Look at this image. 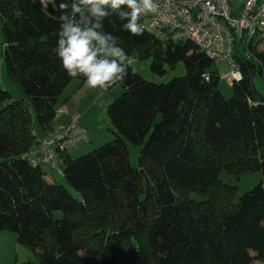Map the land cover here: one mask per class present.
Wrapping results in <instances>:
<instances>
[{
    "label": "trees",
    "instance_id": "16d2710c",
    "mask_svg": "<svg viewBox=\"0 0 264 264\" xmlns=\"http://www.w3.org/2000/svg\"><path fill=\"white\" fill-rule=\"evenodd\" d=\"M60 15L39 0H0L6 72L24 95L0 88V231L38 264H264V96L253 83L255 74L264 81V46L245 56L234 43L240 79L225 98L215 62L192 42L113 32L105 20L153 73L178 62L186 72L157 83L129 66L106 109L113 139L78 157L60 153L64 185L27 157L53 129L68 83L85 82L54 51ZM127 143L139 146L137 167ZM223 171L261 177L238 196Z\"/></svg>",
    "mask_w": 264,
    "mask_h": 264
},
{
    "label": "built area",
    "instance_id": "2783aa9c",
    "mask_svg": "<svg viewBox=\"0 0 264 264\" xmlns=\"http://www.w3.org/2000/svg\"><path fill=\"white\" fill-rule=\"evenodd\" d=\"M156 13L142 19L144 29L161 41L192 42L215 63L224 62L228 70L221 77L229 84L240 79L234 61V43L245 56L251 46H264V0H154ZM58 106L55 115H66ZM78 115L70 116L62 126L40 137L28 158L34 165H49L61 174L60 153L86 139L78 123Z\"/></svg>",
    "mask_w": 264,
    "mask_h": 264
},
{
    "label": "clouds",
    "instance_id": "9594fccd",
    "mask_svg": "<svg viewBox=\"0 0 264 264\" xmlns=\"http://www.w3.org/2000/svg\"><path fill=\"white\" fill-rule=\"evenodd\" d=\"M42 8L52 4L59 16L60 28L55 53L67 75L83 76L91 89L107 91L122 82L134 63L127 51L118 43L115 31H126L137 37L144 33L141 23L148 13H156L154 0H39ZM115 16L121 23L116 24ZM113 32L104 28V21ZM134 71V70H133Z\"/></svg>",
    "mask_w": 264,
    "mask_h": 264
},
{
    "label": "rangeland",
    "instance_id": "374dc122",
    "mask_svg": "<svg viewBox=\"0 0 264 264\" xmlns=\"http://www.w3.org/2000/svg\"><path fill=\"white\" fill-rule=\"evenodd\" d=\"M241 1L243 0H231L233 4H239ZM3 52L4 45L0 22V88L6 89L11 94L12 98L24 97L19 87L9 78L6 72ZM130 57L134 61L130 66L136 69L148 81L165 83L174 77L184 75L186 72L184 63L178 62L175 67L172 68L165 65L162 74H155L150 69V58L139 59L136 53L132 54ZM215 67L217 68L220 78L218 85L219 91L225 98H228L231 96V86L221 77L227 72L228 66L224 62H220L215 63ZM253 83L258 92L264 96V81H262L258 74L254 75ZM69 88L71 87H68L66 91H69ZM121 92L122 87L119 84L107 91H101L99 88L91 89L86 85L80 93L75 94L72 104L76 107L78 106V109L74 114L78 115L77 123L84 129L86 139L67 149L73 158L90 152L113 139L114 129L108 119L106 109L107 105L118 97ZM69 105L70 103H68V107ZM55 120L56 123L63 124L67 122V116L57 115ZM127 147L129 162L131 166L137 167L139 146L127 143ZM41 168L45 172L46 178L65 185L62 175L57 170L52 169L46 164H42ZM219 177L225 183L236 185L237 195L239 196L256 185L261 175L259 172H248L236 177L234 175H228L223 171L220 173ZM68 189L74 194L70 187H68ZM54 216L57 218L60 217L61 212L56 211ZM0 264H38V261L34 252L18 244L17 236L14 232L2 230L0 231ZM250 264L262 263L257 259H253Z\"/></svg>",
    "mask_w": 264,
    "mask_h": 264
},
{
    "label": "crops",
    "instance_id": "0c3cea01",
    "mask_svg": "<svg viewBox=\"0 0 264 264\" xmlns=\"http://www.w3.org/2000/svg\"><path fill=\"white\" fill-rule=\"evenodd\" d=\"M71 85V86H70ZM86 81L81 83L79 80L77 79H72L68 85L65 87V89L63 90V92L61 93V95L59 96V99H58V102H57V107L58 106H63L67 109V122L69 121L70 119V116L71 115H74V112H76V110L78 109V106H74V104H72V101H74V96L75 94L77 93H80L83 88L86 86ZM88 86V85H87ZM68 87H71L69 88V91H66V89ZM68 103H70L69 107H68ZM66 122V123H67ZM66 123H63V124H58L56 123V120L52 123V127L53 128H56V127H59V126H62V125H65ZM67 154L72 157V155L67 151Z\"/></svg>",
    "mask_w": 264,
    "mask_h": 264
}]
</instances>
